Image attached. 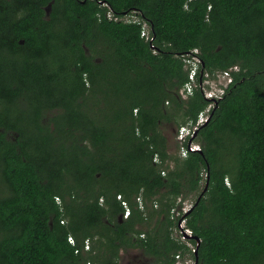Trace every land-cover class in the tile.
<instances>
[{
    "label": "trees",
    "instance_id": "16d2710c",
    "mask_svg": "<svg viewBox=\"0 0 264 264\" xmlns=\"http://www.w3.org/2000/svg\"><path fill=\"white\" fill-rule=\"evenodd\" d=\"M195 48L211 75L239 69L182 156L167 132L208 104L179 93ZM178 198L196 252L172 235ZM134 249L139 264H264V0H0V264Z\"/></svg>",
    "mask_w": 264,
    "mask_h": 264
},
{
    "label": "built area",
    "instance_id": "2783aa9c",
    "mask_svg": "<svg viewBox=\"0 0 264 264\" xmlns=\"http://www.w3.org/2000/svg\"><path fill=\"white\" fill-rule=\"evenodd\" d=\"M137 13L139 14V11L133 9L130 15H127V17L132 18V21L142 20V18L139 17ZM106 16L108 18H113V13L111 12V10H107ZM141 35L150 42L151 48L157 51V48L151 43L153 37L150 36V28L146 21H143L142 23ZM182 56L184 65L187 69L188 79L179 89L180 95L182 97H187L191 95L195 89L199 88L204 97L208 100V104L202 111L198 113L197 119L194 123L188 122L186 124H182L177 128V134L175 132L177 139L180 141V154L182 156H185L188 151L200 152L201 149L199 147V144L192 140L196 135L195 131L207 120L210 115V111L216 107L218 99H220L225 94L227 88L233 82L232 73L237 71L239 67L237 65H233L227 69L218 71L211 75L208 71L203 69V63L198 56V50L196 48L190 50ZM186 139V145L181 144V142ZM116 198L121 202V205L123 206V213L121 214L122 218L128 217L130 208L127 201L124 200L120 194H117ZM136 200L139 203V207L142 209L143 203L141 197L137 196ZM184 201L185 199L181 200V198H178L177 203L181 202V204L178 203L171 211L172 216L176 220L178 219L177 228L174 229L173 236H175L176 238H180L181 240L190 241V239H194L195 244L193 243V248H190L189 246L188 248L190 250L192 249V252H195L196 245L199 241L193 237V233L191 232V230H189L186 225H183V223L185 222V215L192 207V200L190 204H188V207L183 206ZM67 240L69 241V243L74 244L73 236L69 235L67 237ZM83 248L84 250H88L90 248L89 239L84 240ZM181 258L182 256H180L179 254L176 255V264H194V260L193 262H187L181 261ZM87 264L90 263L88 262Z\"/></svg>",
    "mask_w": 264,
    "mask_h": 264
},
{
    "label": "rangeland",
    "instance_id": "374dc122",
    "mask_svg": "<svg viewBox=\"0 0 264 264\" xmlns=\"http://www.w3.org/2000/svg\"><path fill=\"white\" fill-rule=\"evenodd\" d=\"M167 134L170 136L171 138V143L172 141L174 142V140H178L175 134V129L174 127H172L171 129L168 130ZM191 200L186 198L185 201L183 202V206L188 207V204H190ZM183 225H186V223L184 222ZM184 242L185 245L189 246L190 248H193V243L190 242L189 240H182ZM192 250V249H191ZM185 255L181 258V261H187V262H193V257L190 254L189 251H187L186 253H184ZM120 259H119V264H139L136 261L140 258H142V255L140 253V251L138 249H134V250H129L127 252L125 251H121L120 254ZM140 262V260H139Z\"/></svg>",
    "mask_w": 264,
    "mask_h": 264
},
{
    "label": "water",
    "instance_id": "95a60500",
    "mask_svg": "<svg viewBox=\"0 0 264 264\" xmlns=\"http://www.w3.org/2000/svg\"><path fill=\"white\" fill-rule=\"evenodd\" d=\"M49 7H50V4L47 6V12L49 11ZM209 118H210V115H209V117L207 118V120H206L201 126L205 125V123L208 122ZM197 131H198V128L196 129L195 134L197 133ZM200 151H201V150H200ZM206 185H207V184H206ZM206 185H205L204 188H206ZM189 211H190V210H189ZM120 218H122V215H120ZM193 237H194L196 240L199 241V238H198V237H196L195 235H193ZM198 245H199V242L197 243L196 248L198 247ZM196 248H195V252H196Z\"/></svg>",
    "mask_w": 264,
    "mask_h": 264
},
{
    "label": "flooded vegetation",
    "instance_id": "af4514ba",
    "mask_svg": "<svg viewBox=\"0 0 264 264\" xmlns=\"http://www.w3.org/2000/svg\"><path fill=\"white\" fill-rule=\"evenodd\" d=\"M137 263H140L139 261H136Z\"/></svg>",
    "mask_w": 264,
    "mask_h": 264
},
{
    "label": "clouds",
    "instance_id": "9594fccd",
    "mask_svg": "<svg viewBox=\"0 0 264 264\" xmlns=\"http://www.w3.org/2000/svg\"><path fill=\"white\" fill-rule=\"evenodd\" d=\"M192 208V207H191ZM172 235H173V233H172ZM194 263H195V261H194Z\"/></svg>",
    "mask_w": 264,
    "mask_h": 264
}]
</instances>
